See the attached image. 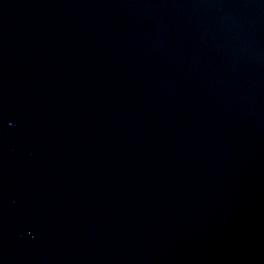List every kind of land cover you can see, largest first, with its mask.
Returning <instances> with one entry per match:
<instances>
[{
    "label": "water",
    "instance_id": "water-1",
    "mask_svg": "<svg viewBox=\"0 0 264 264\" xmlns=\"http://www.w3.org/2000/svg\"><path fill=\"white\" fill-rule=\"evenodd\" d=\"M0 264H264V0H0Z\"/></svg>",
    "mask_w": 264,
    "mask_h": 264
}]
</instances>
